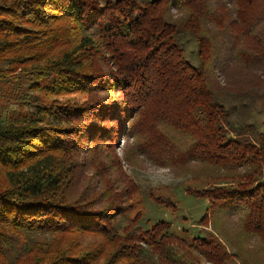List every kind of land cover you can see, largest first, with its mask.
<instances>
[{
	"label": "trees",
	"instance_id": "trees-1",
	"mask_svg": "<svg viewBox=\"0 0 264 264\" xmlns=\"http://www.w3.org/2000/svg\"><path fill=\"white\" fill-rule=\"evenodd\" d=\"M263 72L264 0H0V264H264V131L246 120ZM123 161L184 178L216 234L132 217L135 197L179 206Z\"/></svg>",
	"mask_w": 264,
	"mask_h": 264
},
{
	"label": "rangeland",
	"instance_id": "rangeland-1",
	"mask_svg": "<svg viewBox=\"0 0 264 264\" xmlns=\"http://www.w3.org/2000/svg\"><path fill=\"white\" fill-rule=\"evenodd\" d=\"M185 39L184 49L186 50V56L193 64H197V46L191 38L188 37ZM261 74L262 75L260 76V80H262L263 82H254L253 92L255 93V95L258 94L262 97V102H258L257 107L264 109V72ZM225 78V76L222 77L223 80H225ZM39 93L44 97V99L47 98L44 92L41 91ZM0 96L2 97V95ZM82 97H84V95H71L69 98H75L76 100L82 101ZM3 99V97L0 98V107L3 104ZM244 99H250V97L245 96ZM240 103L241 105L243 104L241 101H238V103L236 104L237 114H235V119L243 118L241 115L242 111L241 105H239ZM246 120L249 123H254V121H256V124L259 125L260 129L264 131V115L262 117H257L254 116V111H251L250 117ZM120 138V146L116 148V153L121 159H123L122 156L127 143L125 142L126 140L123 138V136ZM83 156L89 163L87 167L88 171L87 173H85V175L90 179V181L91 178L94 177V172L97 168H99V171L97 170L96 172H99V174L102 172V170H104L103 168H105L106 175L107 168L103 166L104 164L101 162L102 159L100 158V155H98V153H85ZM122 164L123 170L129 176L135 173L134 177L136 181L139 182L144 188H159L157 196H160L162 198H170L179 206V211L174 213L168 208L157 205L150 199L143 200L141 197H135L132 202L134 204V211L131 213L132 217L136 216V213L139 211L144 212L146 219L150 221V224L147 225L148 227H151L153 224L157 223L160 220H165L172 225L174 234H178L188 240H191L196 236H204V232L216 234V230L213 225L204 226L201 222L202 218L205 215L208 203L204 200H197L196 198L184 193V186H182L184 185L183 183H185L184 178L179 177L170 169L159 168L157 166L150 165L145 161L139 163V169L136 171H134L130 165H126L125 161H123ZM98 178L93 181L98 180ZM87 181L88 179L82 182L84 188ZM167 189L169 190V193H166ZM78 194L79 189L72 192L73 197H76ZM95 202L98 208V199H96ZM49 238L50 237L48 236L47 240H49ZM87 241L88 240L84 241L85 245L89 244V242L87 244ZM90 241L92 240L90 239Z\"/></svg>",
	"mask_w": 264,
	"mask_h": 264
}]
</instances>
